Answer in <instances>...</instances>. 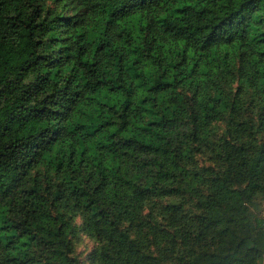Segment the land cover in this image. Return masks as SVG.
Returning a JSON list of instances; mask_svg holds the SVG:
<instances>
[{"label": "trees", "instance_id": "16d2710c", "mask_svg": "<svg viewBox=\"0 0 264 264\" xmlns=\"http://www.w3.org/2000/svg\"><path fill=\"white\" fill-rule=\"evenodd\" d=\"M262 197L264 0H0V264H264Z\"/></svg>", "mask_w": 264, "mask_h": 264}, {"label": "rangeland", "instance_id": "374dc122", "mask_svg": "<svg viewBox=\"0 0 264 264\" xmlns=\"http://www.w3.org/2000/svg\"><path fill=\"white\" fill-rule=\"evenodd\" d=\"M218 132L219 133L222 132V128L221 127L217 128V133ZM254 209L259 214H261V216L264 217V197H262V198L257 200V203H256ZM80 223H81V220L77 219L76 220V224L79 225ZM79 236H80V238L82 237V242H80L79 245H77V247H76L77 251L81 252V251H84L85 249L86 250H90L92 248V246H93L92 241L87 239V238H84V236L82 235L81 232L79 233ZM263 263H264V261H263Z\"/></svg>", "mask_w": 264, "mask_h": 264}]
</instances>
